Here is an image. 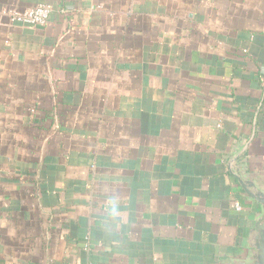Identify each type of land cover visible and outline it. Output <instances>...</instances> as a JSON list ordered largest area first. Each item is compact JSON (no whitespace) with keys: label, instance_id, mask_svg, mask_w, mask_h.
Returning a JSON list of instances; mask_svg holds the SVG:
<instances>
[{"label":"crops","instance_id":"obj_1","mask_svg":"<svg viewBox=\"0 0 264 264\" xmlns=\"http://www.w3.org/2000/svg\"><path fill=\"white\" fill-rule=\"evenodd\" d=\"M234 150L264 177V0H0V264H223Z\"/></svg>","mask_w":264,"mask_h":264},{"label":"water","instance_id":"obj_2","mask_svg":"<svg viewBox=\"0 0 264 264\" xmlns=\"http://www.w3.org/2000/svg\"><path fill=\"white\" fill-rule=\"evenodd\" d=\"M235 150L227 162L229 172L237 180L245 198L253 204L254 214L246 222L248 230L242 244L243 252L226 258L223 264H264V177L250 170L247 159H239L242 152Z\"/></svg>","mask_w":264,"mask_h":264},{"label":"built area","instance_id":"obj_3","mask_svg":"<svg viewBox=\"0 0 264 264\" xmlns=\"http://www.w3.org/2000/svg\"><path fill=\"white\" fill-rule=\"evenodd\" d=\"M51 12V5L48 3H40L31 8L24 10H11L8 13L9 21L12 24H20L24 26H41L44 25ZM237 210L241 209L238 202L235 203Z\"/></svg>","mask_w":264,"mask_h":264}]
</instances>
